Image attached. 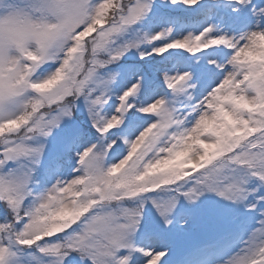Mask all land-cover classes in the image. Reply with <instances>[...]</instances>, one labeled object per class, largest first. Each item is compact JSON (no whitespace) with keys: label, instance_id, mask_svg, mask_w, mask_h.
<instances>
[{"label":"snow or ice","instance_id":"1","mask_svg":"<svg viewBox=\"0 0 264 264\" xmlns=\"http://www.w3.org/2000/svg\"><path fill=\"white\" fill-rule=\"evenodd\" d=\"M152 2L32 0L21 11L26 15L39 13L41 22L31 25L27 33L37 39L38 52L29 51L25 47L24 36L14 34L11 28L7 30L11 37L7 44L0 40V264H25L23 252L33 247L42 256L53 258V264H135L137 254L143 257L142 264H162L167 251L139 247L136 234L141 233L144 241L157 238L163 225L173 224L170 217L180 198L195 203L205 193H214L231 203L247 206L249 197L254 195L250 187H255V182L264 186V121L254 115L255 110L250 108L254 104L240 94L241 81H248L250 77L253 82L259 79L255 62L264 57V52L257 51L264 42V24L259 28L255 26L254 30H245L248 21L255 24L254 17H264V11L260 10L256 0H226L237 6L233 11L248 13L239 35L218 34L214 27H208L199 35L190 34L168 42L151 53L162 56L172 49H183L196 55L208 49H217L220 58L208 61L216 79L209 82V94L199 102L187 86L193 73L185 71L164 76L173 94L171 100L160 98L138 109L157 117L138 138L128 142L129 159L140 156L146 172L142 171L138 178H128L129 188L122 199L139 200L138 207L129 209L121 204L110 210V215L92 216L91 219L87 218L88 208L80 213H74L66 205L53 208L65 198L79 195L76 187L84 183L79 171L77 178L57 181L43 191L34 185V180H40L38 165L44 159L46 141L54 129L72 117V101L76 96L80 97L77 101L83 100L88 106L93 126L102 136L123 125L126 114L132 130L135 129L131 117L136 115L137 106L130 98L140 91L141 84L136 83L126 90L119 97L120 104L115 114L106 117L102 110L109 102V89L116 76L103 79L99 70L121 60L129 50L139 49V44L117 47L116 37L142 20L151 11ZM171 2L194 7L202 0ZM253 4L258 6L253 8ZM50 19L56 22L49 23ZM89 33H96L98 37L92 50L94 59L87 65L83 60L73 65V54L80 50L81 41ZM170 34V31L161 32L146 40L152 44ZM6 47L17 48L29 63H20L7 55ZM54 47L65 48L63 67L47 83L30 81L31 72L40 63L54 58ZM148 55L141 52L140 58L144 60ZM100 57H107V60ZM53 67L49 64L43 71L49 72ZM65 68L74 71L75 76L58 94L46 96L45 93L55 88L58 81L66 79ZM32 83L40 99H25L26 87ZM233 86H236V91H227ZM233 98H238L235 103H222ZM65 101L66 106L58 112L51 115L46 112L47 107L64 104ZM243 113L249 115L245 117ZM189 118H192L190 127L187 126ZM81 136L79 128H69L66 132L67 149L71 150ZM205 137H214L215 141ZM95 148L97 146L92 145L88 149ZM111 148L109 145L103 151H94L91 157L88 150L79 155V163L86 175H103L102 161ZM196 148L201 150V154L193 160L191 154ZM142 151L143 155H140ZM184 160L188 162L181 163ZM209 164L212 166L208 167ZM58 168V159L53 158L47 173L50 175ZM156 173L167 174L168 178L147 182L146 177ZM153 193H174L170 199L151 201L162 218V225L145 219L143 214V202ZM261 203L264 204V198ZM42 210L55 212L60 219H75L80 223L54 230L63 235L42 232L39 224L43 218ZM249 211L255 212L256 205H251ZM261 215L264 216V213ZM245 227L237 225V230ZM53 237L58 239L52 240ZM246 245L232 254L225 264H264V219L251 231Z\"/></svg>","mask_w":264,"mask_h":264},{"label":"clouds","instance_id":"2","mask_svg":"<svg viewBox=\"0 0 264 264\" xmlns=\"http://www.w3.org/2000/svg\"><path fill=\"white\" fill-rule=\"evenodd\" d=\"M32 0H0V40H3L5 44L7 41L11 39L8 34V29L11 28L14 34H20L24 36L25 47L33 52H38L39 44L35 37L27 35L31 25L36 23H40L39 13L32 12L30 14H25L21 9L30 4ZM260 6V10L264 11V2H258ZM258 5L253 4L252 7L256 8ZM255 26L259 28L261 24H264V17H254ZM11 20V23H10ZM49 23H55L54 19H50ZM93 33H89L87 37H91L90 39H85L81 41L79 45V51L73 54V60L71 63L73 65L79 63L81 60L87 65L93 59L92 50L95 46V42L97 34L92 35ZM119 37V36H118ZM116 37V41L118 40ZM53 52L55 53L54 58L50 61H46L44 63H40V66L31 72L29 76L30 81H41L43 83H47L48 79H51L56 75L57 72L60 71V68L63 67L62 59L63 53L65 51L64 47H54ZM6 54L11 56L14 59L19 60L20 63L27 64L25 58H23L15 47H6ZM257 51H261V49H257ZM101 58V57H100ZM102 59L107 60V57H103ZM256 70L260 73L259 79L253 82L250 77L248 81L240 82V94H242L245 99L251 101L255 107L254 115L259 119L264 121V59L256 61ZM49 64L54 65L49 72H44L43 69L48 68ZM111 63L107 64L104 68L106 69ZM99 70L100 73L102 70ZM64 75L66 79L60 80L57 82L55 88L48 90L45 95L48 97H52L58 94L61 89L65 87L66 84L70 82V79L75 76L74 71H69L67 68L64 69ZM80 78V77H77ZM116 83V80L112 82V85ZM194 95L197 88L198 83L194 81L192 78L191 83L187 85ZM35 84H29L26 87L25 91V99L36 98L40 99V96L34 91ZM227 91L233 92L236 91V86L229 88ZM80 97L76 96L72 105L75 109L76 101L79 100ZM67 101L64 104H57L52 107H47L46 112L51 115L54 112H58L62 107L66 106ZM74 110L72 117H74ZM245 117H247L248 113H243ZM71 117V118H72ZM54 131V130H53ZM105 139H107L106 135H103ZM205 139L215 141L214 137H205ZM110 147H115V142L113 141L110 144ZM89 156L93 155V152H99L97 148L94 150H89ZM201 154V150L196 148V150L191 154V159L196 160L198 156ZM143 155V151L140 153ZM131 157V153L122 159L119 163H113L109 165L106 160V156L102 161V173L103 175L94 174V175H86L84 168L79 163L78 171L80 173V179L84 180V183L78 185L76 187V192L79 193L78 196H73L71 198H65L62 203L54 204L52 207L55 209H59L60 207L66 205L70 210L74 213H80L84 208L89 209L88 219H91L92 216H108L110 215V210L114 208H118L121 204L126 203L128 200L122 199L126 192L128 191L129 184L128 178L136 177L138 178L142 171L146 172V169L143 168V160L140 159V156L136 158L129 159ZM127 162V163H126ZM187 160L182 161L181 163H187ZM124 165V167H121ZM119 169V171H116ZM168 178L167 174L156 173L146 177L147 182H160ZM40 184L39 178L34 180V185L38 186ZM41 216L43 217L40 221V228L42 232H53V235H57L55 233L56 228L66 229L76 226L80 221L75 219H60L56 216L55 212H50L48 210H42ZM62 234V233H60Z\"/></svg>","mask_w":264,"mask_h":264},{"label":"rangeland","instance_id":"3","mask_svg":"<svg viewBox=\"0 0 264 264\" xmlns=\"http://www.w3.org/2000/svg\"><path fill=\"white\" fill-rule=\"evenodd\" d=\"M204 1H206V0H202V2H204ZM165 4L172 5L176 9L178 8L177 7L178 4H180V5L182 4L181 7L185 8V9L191 8L190 6H187L183 3L173 4L172 2H168ZM208 27H214V26L211 25ZM205 29L206 28L202 29L199 33H190V34L191 35H199ZM254 29H255V24L253 22H251L249 24L247 30H254ZM215 30L217 32L219 31L217 28H215ZM161 31H162L161 27L156 26V25L153 26L152 28H150V38L155 34L161 33ZM190 34H189V32H187V30L182 29V30L177 31L176 33L172 34L169 37V39L166 40L167 41L166 43L175 41L177 39L186 38ZM231 36H237V35L232 34ZM90 38L91 37H86L85 39H90ZM260 49L262 52H264V42H262V46ZM176 50H178V49H176ZM144 53L150 54L147 56V58L151 57V51L150 50H146ZM217 59H219V57ZM260 59H264V57H259L257 59V61H259ZM179 69H180V67L178 68V70ZM185 71H188V70L185 67H182L176 74L183 73ZM191 72L193 73L194 81L198 83V88H197L195 93L198 96L197 102H199V100L202 99L204 95L209 94V83L207 84L206 82H204L203 78L205 76L210 77L213 75L210 78H212L211 81H214L216 79L214 69L212 72H207V74H203L201 76H199L196 72H193V71H191ZM120 81L122 83L119 84L118 88L112 89V87H110V89H109L108 94H109L110 100L106 105H104L103 110H102L103 114L106 117H110L111 115L115 114L116 108L120 104L119 97L122 96L123 93L126 90L130 89L134 84H136V83L141 84L140 91L136 94H145L147 91L148 80L144 76V74L142 73L141 70H139V71H135V70L127 71L125 74H123ZM213 86H214V84H213ZM160 98H164L166 100L172 99L171 97H165L162 93L157 94V95L156 94L149 95L148 93H146V96H145L146 106H149L150 103H152L154 100H157ZM236 99H238V98H233L231 101H222V103H226V102L235 103ZM156 119H157V117L155 114L141 113L134 120H132L135 124L134 130H132V127L129 124V122H124V124H123L124 126L121 125L123 127L120 129V134L116 135L113 138V140L111 141V143L113 141L115 142V147H112L111 150L106 153L107 163L109 165H111L113 163H119L122 159H124L130 151V148L128 146V142L134 141L136 138H138L139 134L144 129H146ZM191 119L192 118H189V124L187 125L189 127L191 126ZM69 128H79L77 120H75L73 117L70 119H66L61 124V126L59 128L54 129V131L52 133L53 138H52L51 145L46 142L47 143V149H46L45 156H44L42 163L45 161H50L53 153H55L58 149H62L61 148L62 145H65L67 147L68 141L66 140V132ZM214 130H218V129H215V127H214ZM92 145H96L98 151H103L106 147H108L107 145H105V143L103 141L98 143V141L95 139H92V138L87 137V136H82L80 139V146L82 148L80 154H82L83 151L87 150ZM78 168H79V165H77L75 170H73V171L66 172V170H64V172L62 174L53 175V177H54L56 182L61 181V180H71L73 178H77L78 177ZM261 200H262V198H261ZM178 206H179V204H177L174 212L171 214V217H170L173 220V223H175L179 229L183 230L181 232L182 233L181 235L179 232H175V230L173 231V234L175 236L174 237L175 242H173V240L163 242L160 240V238L157 237V238L149 240V241H143L141 244V247L152 248L156 251H167V253H168L167 262L163 261L162 264L174 263L177 260L176 256L178 255V253L181 250H185V249H188L190 247V245H188L185 242L186 237H189L190 239H192V240L196 241L198 244H200V243H204L206 240L213 239L214 236H216L217 233H216V231L213 232L212 225L218 226V231H221V232H226V231L230 230V228L228 226H226L225 224H224V226H222L218 220H215L213 218H210L209 225L205 226V224L203 223L202 220L206 219V214H201V213H192L191 215L184 214L183 212H177ZM149 207H150V210L158 218H160L162 220V218L158 214L156 207L152 204V202L149 203ZM222 208L224 209V207H222ZM261 213H264V206L256 213V215L254 217V218H256L255 222H252L249 226L251 228L250 231L246 232V229H245L238 242H235V243L232 242L231 244H227V245L223 244V245L219 246L218 248H215V249L220 250V251L217 252V251L212 250L211 252H208L206 257L210 258V259L209 260H206V259L205 260H198V263L199 264H225V261L232 254L239 251L241 248L247 246L246 242L249 239V235H250L251 231L254 230L256 227H258L259 222L262 219H264V216H262ZM193 224H199V225H197V227H195V226H193ZM186 229L189 230V233H185V232H187ZM28 261H30L29 263L35 261L34 263H36V264H53V258L47 259L45 257H40L38 255H34L30 258L25 257L24 258L25 264H27ZM142 261H143V257H141L140 254H137V256L135 258V264H142Z\"/></svg>","mask_w":264,"mask_h":264},{"label":"trees","instance_id":"4","mask_svg":"<svg viewBox=\"0 0 264 264\" xmlns=\"http://www.w3.org/2000/svg\"><path fill=\"white\" fill-rule=\"evenodd\" d=\"M208 1H211V0H208ZM160 2H162L164 5H166V6H169V7H174V6H172V5H167V4H165V3H168V2H171V0H160ZM159 2V3H160ZM182 5V4H181ZM181 5L180 4H178L177 5V7H178V9H182V7H181ZM153 9H157V6H155V7H153L152 8V11H150V12H152V13H154V11H153ZM156 16V15H155ZM134 28V26L133 27H131V29H133ZM95 35V34H94ZM143 45H145V46H147L148 47V49H151V50H154L156 47H157V41L156 42H154V43H152V44H149L148 43V45H147V40L146 41H143ZM156 56V59L158 60V62H161V57H163V58H166L165 56H161V55H155ZM212 163H214V161H212ZM208 167H211L212 165L211 164H209V165H207ZM201 171H203V169H201ZM194 174H198V173H194ZM206 195H208L209 193H205ZM150 221V220H149Z\"/></svg>","mask_w":264,"mask_h":264}]
</instances>
